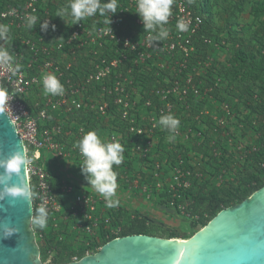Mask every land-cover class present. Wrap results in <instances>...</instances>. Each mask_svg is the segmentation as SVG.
Returning a JSON list of instances; mask_svg holds the SVG:
<instances>
[{
  "label": "built area",
  "instance_id": "2783aa9c",
  "mask_svg": "<svg viewBox=\"0 0 264 264\" xmlns=\"http://www.w3.org/2000/svg\"><path fill=\"white\" fill-rule=\"evenodd\" d=\"M69 2L10 0L0 7V22L15 31L27 30V14L50 21L48 31L19 36L5 48L21 65L19 72L13 75L0 64V86L9 92L3 107L25 145L30 188L36 194L34 210L45 209L46 224L54 231L62 230L61 223L67 221L83 232L85 255L101 248L99 229L106 236L119 232L100 195L67 181L56 191L51 172L41 162L47 151L82 164L75 143L89 131L98 132L97 127L107 121L110 130L100 138L105 143L119 142L124 148L123 163L113 166L118 181L146 200L164 199L162 205L199 220L201 213L192 210L195 200L188 192L196 180L209 175L213 158L224 154L223 143L238 151L239 160L264 148L262 141H247V95L217 96L223 91V77L214 73V66L217 60L231 66L230 43L202 32L204 18L188 0H175L165 25L169 37L157 44L148 41L151 33L145 32L135 12L137 0H117L118 11L112 18L97 13L76 24L69 18L65 25H56L54 5L64 9ZM110 18L111 25L105 22ZM181 18L189 23L186 32L176 29ZM57 30L64 35L53 41ZM44 73L60 79L63 95L43 94ZM31 91L44 95L32 106L27 102ZM253 97L257 99L258 94ZM163 114L180 120L174 143H168V133L158 124ZM262 121L256 114L250 119L255 127ZM258 137L261 132L254 131L250 139ZM227 176L226 167L219 169L216 184L221 185ZM33 227L36 239L37 231L39 239H45V228ZM64 236L59 233L54 241H46L49 257ZM79 257L74 254L73 260Z\"/></svg>",
  "mask_w": 264,
  "mask_h": 264
},
{
  "label": "trees",
  "instance_id": "16d2710c",
  "mask_svg": "<svg viewBox=\"0 0 264 264\" xmlns=\"http://www.w3.org/2000/svg\"><path fill=\"white\" fill-rule=\"evenodd\" d=\"M9 1L0 0V7ZM11 1L19 3L23 0ZM192 5L204 18L202 32L215 40L226 38L230 43L231 66L227 67L220 60H217L214 66V70H216L214 73L223 77V91L221 95L217 96L224 97L226 93H232L235 98L238 96L241 98L243 95H247V101L250 99V103L246 105L250 109L246 115L245 133L249 138L247 141L249 143L264 142V0H193ZM55 6L57 5H54V8ZM248 8V13L257 20L255 24L242 22V12ZM40 32V27L37 26L33 32L14 30L8 33V37L14 41L19 36ZM63 35V31L57 30L52 40L54 41L58 36L63 37ZM204 47L206 46L202 48ZM251 82L254 85L244 89L245 85ZM255 93L258 94L257 99L253 97ZM255 114L263 119L257 127L251 126L250 123V119ZM254 131L261 132V137L250 139ZM222 147L224 154L219 158H213L214 163H210L209 175L196 180L194 187L188 192L195 200L192 210L201 213L199 220H191L195 228L192 233L183 237L180 236L178 230L164 224H161L160 229L156 230V226H153L154 219H150L139 211L134 212V215L131 216V213L123 215L122 211L117 208H109V212L113 216L112 225L118 224L120 230L118 233L106 236L103 229H99L102 238L101 245L117 236L135 233L188 238L207 224L221 209L241 202L264 185V148L250 153L245 160H239L238 151L232 150V147L224 143ZM222 167L227 168L228 176L221 185H217V175ZM54 187L58 191L59 187L56 185ZM158 203L163 204L165 200L160 199ZM65 224L68 226L69 222L61 223L62 226ZM59 233H64L65 236L63 241H57L59 247L54 253L53 259L57 264H64L73 260L75 253L72 246L76 240L75 233L62 228V230H53V232L47 233L45 239L40 240L37 231V238L42 256L46 259L49 255L46 252L45 243L54 241ZM81 242L79 258L85 255L86 250L85 240Z\"/></svg>",
  "mask_w": 264,
  "mask_h": 264
},
{
  "label": "water",
  "instance_id": "95a60500",
  "mask_svg": "<svg viewBox=\"0 0 264 264\" xmlns=\"http://www.w3.org/2000/svg\"><path fill=\"white\" fill-rule=\"evenodd\" d=\"M3 107V106H2ZM26 149L15 122L3 107L0 114V159ZM3 169H0V173ZM0 183V264H43L35 229L34 204L4 191L25 193L27 169ZM3 225L13 235L3 238ZM64 264H264V185L241 202L221 209L188 238L147 233L117 236L101 248Z\"/></svg>",
  "mask_w": 264,
  "mask_h": 264
},
{
  "label": "clouds",
  "instance_id": "9594fccd",
  "mask_svg": "<svg viewBox=\"0 0 264 264\" xmlns=\"http://www.w3.org/2000/svg\"><path fill=\"white\" fill-rule=\"evenodd\" d=\"M175 0H137L136 13L142 19L145 32L151 33L148 37L150 44L163 42L169 37V29L165 27L168 24L169 17L172 15V7ZM192 3L193 0H188ZM117 0H70L68 5L61 9L56 16L66 20L71 18L76 23H79L87 18L94 17L99 13L101 16L117 13ZM106 20V23H112V19ZM39 24L42 31L46 32L49 29L50 21L44 19L41 22L34 14H27L24 17V25L28 30L34 29ZM52 30L56 29L55 24H51ZM176 29L179 32H186L189 29V23L183 18L178 19ZM10 29L7 25L0 24V41L8 38ZM0 64H3L11 70L13 75L20 71L21 65L15 63L12 55L5 48L0 47ZM43 94L48 95H63L64 85L60 79L53 73H44L42 75ZM9 92L6 87L0 86V114L3 113V105L8 102ZM159 126L168 133V143H174L176 140L177 130L180 127V120L173 114H163L158 120ZM80 155L83 157L81 166L82 174H84L88 184L98 193L105 201L108 208H115L120 204L117 197L118 177L113 166H119L123 163L124 148L119 142H103L100 136L95 131H89L83 135L76 143ZM28 160L24 158L23 148L17 149L7 158L0 159V183L5 182V177L10 179L13 176H21L27 169ZM4 191L11 197H23L31 202L35 198V192L28 189L25 193H17L8 191L4 187ZM35 219L30 220V224L39 229L46 227L45 209L38 208L34 210ZM13 228L8 225H3V238H9L13 235Z\"/></svg>",
  "mask_w": 264,
  "mask_h": 264
},
{
  "label": "rangeland",
  "instance_id": "374dc122",
  "mask_svg": "<svg viewBox=\"0 0 264 264\" xmlns=\"http://www.w3.org/2000/svg\"><path fill=\"white\" fill-rule=\"evenodd\" d=\"M59 6H55V14H54V23H56V25H60L63 26L65 25L67 22L64 18L56 16V14L61 10L58 9ZM249 8L245 11L242 12V22L243 23H256L257 20L253 17L252 14L248 13ZM69 20V18H68ZM67 20V21H68ZM259 70V69H258ZM242 76V74H239ZM253 86L254 84L251 82L249 84H246L244 89H247L248 86ZM53 162L51 163L52 167V172L56 171L57 173L61 174L65 180H68L69 183H73V184H77L79 185V183H83L85 186H82V189H92V191L96 192L93 188L89 187L86 183H88V181L86 180L84 174H82L81 171V164H77L75 163L72 164L71 162H66L64 159L57 157L56 155L53 156ZM58 165V167H55V165ZM59 176V175H58ZM60 178V177H59ZM63 179V178H60ZM118 181V188H117V195L121 198H128V196H130L134 201H136L137 203H149V208L150 211H154L155 213V217L157 218V220L155 219L153 221V226H156V230L160 229L159 226H162V222H160L159 219V212L166 215L167 219L169 218L170 220H175V225H165V226H169V227H173V229H176L180 232L181 235H188L190 233H192L194 231V227L192 225V222L190 220V218L188 216H186L185 214H179L176 210H174L173 208L170 207H165L160 205L159 202V198L156 197L154 199L151 200H146L142 197V195H140L138 192L136 191H130L127 188L123 187V185ZM80 191V190H78ZM99 195V194H98ZM135 203V202H134ZM145 204V206L147 205ZM138 209L140 211H144L147 208H140V206L138 207ZM168 219V220H169ZM152 226V227H153ZM69 227L71 228L70 224ZM155 229V228H154ZM156 230H154V232H156ZM78 233V232H76ZM85 235L84 233H80L78 238L75 240L73 246H72V250L75 254L79 253L80 247L82 246V240H84ZM38 242V240H37ZM40 246V245H39ZM41 250V247H40ZM55 255V254H54ZM54 255L52 257H47L46 259L43 258L42 253H41V261L43 264H57L55 262ZM80 259V258H79ZM73 261V260H71ZM70 261V262H71Z\"/></svg>",
  "mask_w": 264,
  "mask_h": 264
},
{
  "label": "crops",
  "instance_id": "0c3cea01",
  "mask_svg": "<svg viewBox=\"0 0 264 264\" xmlns=\"http://www.w3.org/2000/svg\"><path fill=\"white\" fill-rule=\"evenodd\" d=\"M0 24H2L1 22H0ZM3 25H5V24H3ZM37 26H39V24L37 25ZM37 26L34 28V29H32V30H29V31H31V32H33L34 30H36L37 29ZM9 29H10V31L9 32H13L14 30H12V28H10V27H8ZM28 30V29H27ZM27 30H25V31H27ZM17 40V39H16ZM16 40H11L9 37L6 39V40H3V43H0V47H2V48H10L11 47V45L16 41ZM44 97V95L43 94H41V93H38V92H36V91H31V92H29V94L27 95V102H28V104L30 105V106H32V103L36 100V99H42ZM80 120V119H79ZM103 127H101V128H99V127H97V130H98V135L100 136V137H105L106 135H107V133H108V131L110 130L108 127H107V121H103ZM54 156V154L53 153H51V152H47V151H43V153H42V159H41V162L45 165V167L51 172V174H52V182H53V184L54 185H56V186H60L61 185V182L62 181H67V182H69L68 180H65V178L61 175V174H59V173H57L56 171H54V172H52V167L53 166H51V163L53 162V157ZM66 162H71L72 164H74L75 165V163H77V164H80L78 161H72V160H66V159H64ZM55 167H58V165L56 164L55 165ZM59 175V176H58ZM63 178V179H60V178ZM71 184H73V183H71ZM88 186H89V184L88 183H86ZM74 185H76V186H78V187H80V188H82V186H85L82 182L81 183H79V185H77V184H74ZM122 186V185H121ZM89 187H91V186H89ZM124 187V186H123ZM92 188V187H91ZM86 190H88V191H91V192H93V193H95V194H98V193H96V192H94V191H92V189L90 190V189H86ZM117 197L119 198V200H120V204L117 206V207H115V209L117 208L118 210H120V211H122V213H123V215H127V214H129V213H131L130 215L131 216H133L134 215V212H137V211H139L140 213H142V214H144L145 216H147V217H149L150 219H156L157 220V218L155 217V212L153 211H150V208H149V203L147 204V203H145V204H147L146 206H145V204H144V202L143 203H137L136 201H134L130 196H128V198H121V197H119L118 195H117ZM135 202V203H134ZM160 204V203H159ZM160 205H162V204H160ZM140 206V208H147L146 210H144V211H140L139 209H138V207ZM162 206H165V205H162ZM165 207H167V206H165ZM118 212V211H117ZM159 215V221L160 222H162V224H167V225H170V226H172V225H175V220H170L169 218V220L167 219V217H166V215H164V214H162V213H158ZM67 222V221H66ZM71 222V221H70ZM70 224V226H71V228L69 227V225L67 226V224H65L64 226H62V228L63 229H65V230H67V231H72L73 233H75V238L77 239L78 238V236H79V234L80 233H83V232H81V231H77L76 229H74V227H73V225H72V223H69ZM173 228V227H172ZM53 228H52V226L49 224V223H47L46 224V227H45V232H46V234L47 233H50L51 231L53 232V230H52ZM76 232H78V233H76ZM180 236H187V235H181L180 234ZM85 239V238H84Z\"/></svg>",
  "mask_w": 264,
  "mask_h": 264
},
{
  "label": "bare ground",
  "instance_id": "6f19581e",
  "mask_svg": "<svg viewBox=\"0 0 264 264\" xmlns=\"http://www.w3.org/2000/svg\"><path fill=\"white\" fill-rule=\"evenodd\" d=\"M182 239V238H181Z\"/></svg>",
  "mask_w": 264,
  "mask_h": 264
}]
</instances>
